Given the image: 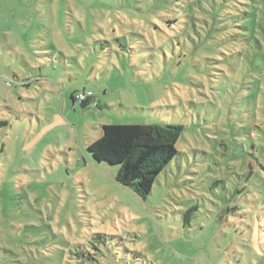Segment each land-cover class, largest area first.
<instances>
[{
	"label": "rangeland",
	"instance_id": "1",
	"mask_svg": "<svg viewBox=\"0 0 264 264\" xmlns=\"http://www.w3.org/2000/svg\"><path fill=\"white\" fill-rule=\"evenodd\" d=\"M4 2L0 264H264V0ZM130 123L184 126L146 198L88 149Z\"/></svg>",
	"mask_w": 264,
	"mask_h": 264
},
{
	"label": "trees",
	"instance_id": "2",
	"mask_svg": "<svg viewBox=\"0 0 264 264\" xmlns=\"http://www.w3.org/2000/svg\"><path fill=\"white\" fill-rule=\"evenodd\" d=\"M72 97L77 103L76 92ZM102 128L103 135L88 145L90 153L98 161L118 165L117 181L146 198L158 176L178 155L177 143L184 126L176 123H130L104 124ZM262 135L264 139V132ZM260 163L264 164V152ZM93 238L98 244L106 240L101 233H95ZM98 244L95 248L99 250ZM76 253L79 258H87L83 251Z\"/></svg>",
	"mask_w": 264,
	"mask_h": 264
},
{
	"label": "built area",
	"instance_id": "3",
	"mask_svg": "<svg viewBox=\"0 0 264 264\" xmlns=\"http://www.w3.org/2000/svg\"><path fill=\"white\" fill-rule=\"evenodd\" d=\"M92 96H94L93 91H90V90L82 91L76 94V101L82 103Z\"/></svg>",
	"mask_w": 264,
	"mask_h": 264
},
{
	"label": "water",
	"instance_id": "4",
	"mask_svg": "<svg viewBox=\"0 0 264 264\" xmlns=\"http://www.w3.org/2000/svg\"><path fill=\"white\" fill-rule=\"evenodd\" d=\"M93 97H90L88 98L87 100H85L83 103H82V106H86L88 103L90 104L91 103V100H92Z\"/></svg>",
	"mask_w": 264,
	"mask_h": 264
},
{
	"label": "crops",
	"instance_id": "5",
	"mask_svg": "<svg viewBox=\"0 0 264 264\" xmlns=\"http://www.w3.org/2000/svg\"><path fill=\"white\" fill-rule=\"evenodd\" d=\"M4 3H5L4 0H0V8H1V6L4 7ZM85 90L93 91V90H91V89H88L87 87L83 89V91H85ZM75 92H76V91H75Z\"/></svg>",
	"mask_w": 264,
	"mask_h": 264
},
{
	"label": "clouds",
	"instance_id": "6",
	"mask_svg": "<svg viewBox=\"0 0 264 264\" xmlns=\"http://www.w3.org/2000/svg\"><path fill=\"white\" fill-rule=\"evenodd\" d=\"M93 97V96H92ZM83 103V102H82Z\"/></svg>",
	"mask_w": 264,
	"mask_h": 264
}]
</instances>
